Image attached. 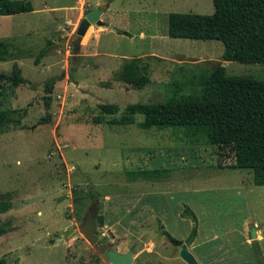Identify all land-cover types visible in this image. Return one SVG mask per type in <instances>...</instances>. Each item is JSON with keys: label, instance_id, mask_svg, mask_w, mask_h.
Here are the masks:
<instances>
[{"label": "rangeland", "instance_id": "1", "mask_svg": "<svg viewBox=\"0 0 264 264\" xmlns=\"http://www.w3.org/2000/svg\"><path fill=\"white\" fill-rule=\"evenodd\" d=\"M27 1L32 11L0 15V40L10 55L0 72L17 64L28 80L3 86L0 104L25 110L20 126L0 127V194L9 193L12 205L0 214V258L6 264H112L98 251L105 247L132 251L136 264H187L167 232L182 242L191 237L188 249L199 264L264 262V185L253 183L250 170L229 168L228 151L186 136L181 127L141 129V114L131 124L108 123L127 104L165 100L174 92L169 84L189 79L201 61L219 62L228 75L264 80L262 63L221 59L219 40L168 36V13L211 14L213 0ZM96 7L104 24H91L75 49L79 21ZM150 52L162 57L150 60L146 85L119 79L125 59ZM101 103L118 111L101 115ZM99 116L105 120L96 123ZM138 168L165 173L130 180L127 171ZM88 189L97 197L85 201L79 217L73 196ZM92 203L103 216L94 245L78 230ZM255 222L263 237L250 244L245 237Z\"/></svg>", "mask_w": 264, "mask_h": 264}, {"label": "trees", "instance_id": "2", "mask_svg": "<svg viewBox=\"0 0 264 264\" xmlns=\"http://www.w3.org/2000/svg\"><path fill=\"white\" fill-rule=\"evenodd\" d=\"M213 6L211 14L170 12L167 19L168 36L219 40L223 44L221 59L264 64V0H213ZM32 10V4L27 0H0V15ZM46 51V47L41 48L35 62ZM9 56L7 42L0 40V61L7 60ZM153 58L157 57L125 59L119 79L142 88L149 82V66ZM194 67L189 79L169 84L174 92L165 100L127 104L123 113L118 118L108 120V123L131 124L134 123V115L141 114L143 119L136 123L141 129L181 127L186 136L200 138L208 145L228 151L233 157L229 168L250 170L253 183L263 185L264 80L249 75H228L222 64L212 60L198 62ZM24 83H28V80L22 76L17 64H13L8 73L0 72V104L3 86L13 89ZM53 87L52 80L45 82L48 95L44 97V101L47 107ZM98 108L101 115L115 114L118 111V106L113 103H101ZM24 113V109H0V127L20 126ZM49 118L48 113L40 122H47ZM104 120L101 116L95 119L96 123ZM164 173L165 170L159 168H138L127 171V177L130 180L158 179ZM96 197L92 189H88L86 196H73V204L78 209L79 217V210L85 201ZM11 206L10 194H0V214L8 211ZM184 212L194 218L193 212L188 208ZM97 222L103 223L101 214H97ZM2 233H5V228L0 227V235ZM254 242L256 241L253 244ZM0 264H6L3 257L0 258Z\"/></svg>", "mask_w": 264, "mask_h": 264}, {"label": "water", "instance_id": "3", "mask_svg": "<svg viewBox=\"0 0 264 264\" xmlns=\"http://www.w3.org/2000/svg\"><path fill=\"white\" fill-rule=\"evenodd\" d=\"M102 12V8L96 7L86 12L85 15L80 19L76 29V39L73 42L75 49L79 47L82 36L85 34L86 30L91 24H104V22L100 19V15L102 14ZM97 214L98 207L96 203H92L84 213L82 220L78 226V230L83 234L84 238L89 242L90 245L98 244L99 242L98 237L96 236ZM74 231H76V228H72L71 232L68 235H70ZM250 238L251 240L256 239V232L254 227H252L251 229ZM168 240L172 245L179 247V256L183 261H185L187 264H199L194 255L188 250V247L192 242L191 237H189L185 242L175 240L171 237L168 238ZM98 251L101 254H104L108 261L112 264H136L133 261L132 251L120 253L116 250L106 249L105 247L99 248Z\"/></svg>", "mask_w": 264, "mask_h": 264}, {"label": "crops", "instance_id": "4", "mask_svg": "<svg viewBox=\"0 0 264 264\" xmlns=\"http://www.w3.org/2000/svg\"><path fill=\"white\" fill-rule=\"evenodd\" d=\"M103 13V12H102ZM169 14V13H168ZM167 19H168V15H167ZM104 28V27H103ZM106 26H105V30H106ZM110 29V28H109ZM113 29V28H112ZM113 30H115V29H113ZM172 38H174V37H172ZM191 39V38H190ZM158 52V51H157ZM147 55H152V56H158V57H162L160 54H157L156 52L155 53H153V52H150L149 54H142L141 56H147ZM135 57H138V56H135ZM140 57V56H139ZM264 185V184H263ZM257 186H262V185H257ZM245 232L246 233H248L249 234V229H247V227L245 228ZM255 232H256V239L255 240H257V239H260V238H262L263 237V235H262V230L258 227V225H257V223L255 222ZM246 238V241L248 242V243H252L253 241H255V240H251V238H250V236H247V237H245ZM194 239V238H193ZM193 242H194V240H192V242H191V244H190V247H192L193 246ZM189 250V249H188ZM190 251V250H189ZM192 254H193V252L192 251H190ZM194 255V254H193Z\"/></svg>", "mask_w": 264, "mask_h": 264}]
</instances>
